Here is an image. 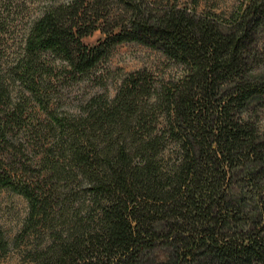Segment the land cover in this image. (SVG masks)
Here are the masks:
<instances>
[{
  "label": "trees",
  "instance_id": "obj_1",
  "mask_svg": "<svg viewBox=\"0 0 264 264\" xmlns=\"http://www.w3.org/2000/svg\"><path fill=\"white\" fill-rule=\"evenodd\" d=\"M246 1L219 20L156 1L68 0L30 23L13 62L0 64V189L29 209L13 246L42 228L39 264H141L158 246L174 264L264 258V138L242 117L264 97V0ZM12 2L0 0V35ZM98 28L103 39L86 45ZM126 42L160 50L182 75L157 84L138 70L77 115L49 107L47 53L84 74ZM245 170L255 221L233 197ZM9 248L0 227V258Z\"/></svg>",
  "mask_w": 264,
  "mask_h": 264
},
{
  "label": "rangeland",
  "instance_id": "obj_2",
  "mask_svg": "<svg viewBox=\"0 0 264 264\" xmlns=\"http://www.w3.org/2000/svg\"><path fill=\"white\" fill-rule=\"evenodd\" d=\"M67 1L13 0L8 8L9 16L6 25L0 35V64L5 67L13 62L20 52L23 36L34 19L48 8ZM146 1L151 2L152 5L155 1L161 3L159 8L175 4L178 8H187L196 15H213L219 20L228 19L247 3L246 0H196L195 3L193 0ZM110 9L116 11L114 2L110 4ZM103 37V32L98 28L85 37L83 42L93 46ZM255 46L261 64L258 71H262L264 69V23L256 31ZM44 59L52 70L47 76L49 107L64 115H77L93 97L102 96L105 99H112L124 77L131 72L146 70L157 84L161 81L176 80L182 75V67L168 59L160 50L136 42L114 46L105 60L84 74L72 73L64 62L55 59L50 53H47ZM35 112H38L36 108ZM37 114L43 116L42 113ZM242 117L254 119L264 138V97L249 102L242 112ZM246 172L245 170L237 173L233 197L243 200L242 204L246 205L245 212L249 214L251 220L255 221L258 210L256 199L250 198L249 192H246V186L242 183ZM28 210V202L22 195L7 188L0 189V227L10 243L8 253L0 258V264H39L32 258V253L36 249L42 250L49 244V230L39 228L38 234H29L18 246H13L14 238L21 232ZM141 264H174L173 254L168 247L158 246L143 256ZM253 264H264V258L254 261Z\"/></svg>",
  "mask_w": 264,
  "mask_h": 264
}]
</instances>
